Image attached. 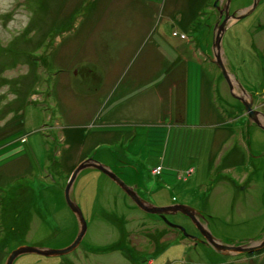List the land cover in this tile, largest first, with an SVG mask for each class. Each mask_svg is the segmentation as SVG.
<instances>
[{"label": "rangeland", "instance_id": "rangeland-1", "mask_svg": "<svg viewBox=\"0 0 264 264\" xmlns=\"http://www.w3.org/2000/svg\"><path fill=\"white\" fill-rule=\"evenodd\" d=\"M253 2L233 0L230 13ZM225 4L0 0V264L21 246L63 249L75 241L79 223L65 188L91 158L144 201L196 210L223 244L264 241V129L237 110L243 104L213 62ZM261 40L264 0L222 42L224 65L244 88L236 83V94L254 95L264 109V50L253 46ZM174 59L187 60L184 86L175 89L176 73L159 86L163 62ZM205 78L213 108L229 111H212L202 122L201 111L185 114L186 95L199 108ZM233 143L228 159L222 153ZM72 198L88 223L80 246L63 256L24 254L14 264H82L99 257L90 253L96 251L115 252L104 258L108 264H264V247L218 253L203 243L192 212L166 214L187 236L141 210L96 168L78 176Z\"/></svg>", "mask_w": 264, "mask_h": 264}, {"label": "water", "instance_id": "water-1", "mask_svg": "<svg viewBox=\"0 0 264 264\" xmlns=\"http://www.w3.org/2000/svg\"><path fill=\"white\" fill-rule=\"evenodd\" d=\"M233 0H226V4L224 5L223 10L220 11L219 15V21L217 22L215 28H214V43H213V53H214V59L213 62L217 64V66L221 69L225 80L231 90V94L233 97L237 98L241 101L244 108L247 111L249 120L257 124L258 127L264 129V113L262 111H258L254 106V101L252 99V96L250 95H239L236 94L237 87L236 83L239 85V87L244 91V88L240 85L239 81L236 79L235 75H233L224 65L223 60V49H222V42L225 36V33L227 29L235 22L251 15L256 9L258 4L260 3V0H254L253 6L236 11L234 14L231 15L230 13V6L232 4ZM225 13V19L222 21L223 14ZM237 81V82H236ZM247 93V92H246ZM246 98H248L246 100ZM249 121V122H250ZM88 168H96L100 171H103L106 176L112 179L113 182H115L125 193L130 195L135 199L137 204L140 206V209L151 214L156 215H162L165 222L172 225L168 220L166 219V214H170L171 211H177L181 210L184 213L192 212L194 216H190L192 220L194 221L195 225L197 226V229L201 232V235L204 240V243L211 244V246L218 252L222 254H230L231 252L237 251L240 253H246V252H255L258 251V249H262L264 247V241L260 243L256 247H251L249 245L245 246H234V245H226L223 244L221 241H219L209 230L208 227L204 226L199 218H198V212L192 208H188L186 206H180L178 208H170V207H158L154 205L153 203H149L147 201H144L140 196L134 191L132 187H129L122 179H120L114 172L111 171L110 168L96 162L94 158L87 159L74 170L70 181L68 185L65 188V199L66 202L70 208V210L74 213V215L77 218V221L79 223V231L77 234V237L75 241L68 247L63 249H52L48 247H37V246H21L18 249L12 251L7 259L6 264H14L15 261L18 259V257L24 255V254H37L40 256L45 257H55V256H63L68 255L69 253H72L75 249H77L81 242L83 241L85 235L88 231V223L85 219L84 213L82 209L80 208L79 204L72 198V191L74 189L75 182L78 178V176L85 171ZM175 228H179L182 232H184L185 235L188 236V233L185 228L179 227L176 225H172Z\"/></svg>", "mask_w": 264, "mask_h": 264}, {"label": "crops", "instance_id": "crops-1", "mask_svg": "<svg viewBox=\"0 0 264 264\" xmlns=\"http://www.w3.org/2000/svg\"><path fill=\"white\" fill-rule=\"evenodd\" d=\"M263 2V1H262ZM258 45V46H257ZM255 44V43H253V46H254V48L255 49H260V48H263V50H264V43L262 42V40L259 42V44ZM183 55L182 54H180L179 55V57H177V58H175V59H177V61H178V59L181 57V58H183L182 57ZM175 59L174 60H171L170 62H168V61H164L163 62V82H162V84L164 85V84H166L165 82H167V79H168V77H169V74L172 72L171 70L172 69H175L176 67H178L180 64H183V61L184 60H182V61H180L179 63L178 62H176L175 61ZM173 61V62H172ZM186 63H187V60L185 61V64L184 65H186ZM186 74H187V71H186ZM208 82H209V79H207V78H205V79H203V81H202V83H203V93H201V99H200V101H199V108H198V106L197 107H191L190 105H189V94H187L186 95V98H187V108H186V115H188V113L190 112V111H201V116L203 117V119L201 120L202 122H204V120H207L208 118H211V117H213L214 118V114H213V112L212 111H229V109L227 110V109H225V108H222V107H215V108H213V106H212V101H211V97L210 96H208V91H207V84H208ZM228 85V84H227ZM229 87V86H228ZM176 89V88H175ZM207 92V93H206ZM123 96L122 95H118V96H116V97H114V99H113V101L114 102H117V101H119L121 98H122ZM209 123H207L206 125H208ZM218 124V123H217ZM172 126V125H171ZM253 126V125H252ZM172 128L173 127H171L170 128V131L172 132ZM252 127H251V125H249V128L248 129H251ZM257 128H260V127H257ZM170 138V137H169ZM244 143H246V142H244ZM236 146H234V143L233 144H231L228 148H227V150H226V152H224V153H222V155L225 157H227L228 156V159H229V154H230V156H232L233 157V155H232V151L234 150V148H235ZM224 157H222V160H224ZM228 163H230V162H228ZM228 163H226L225 162V164H227L228 165ZM234 169H236V168H234ZM223 171H225V172H228L229 174L231 173H233V174H235V170H231V169H224L223 168ZM254 172V171H253ZM248 175H249V173H248ZM246 177V173L243 175V178H245ZM245 180V179H244ZM28 211V209H25V211ZM46 221V220H45ZM25 229V228H24ZM99 249V248H98Z\"/></svg>", "mask_w": 264, "mask_h": 264}, {"label": "flooded vegetation", "instance_id": "flooded-vegetation-1", "mask_svg": "<svg viewBox=\"0 0 264 264\" xmlns=\"http://www.w3.org/2000/svg\"><path fill=\"white\" fill-rule=\"evenodd\" d=\"M221 10H223V9H221ZM217 11H219V10H217ZM219 15H220V11H219V14H218V17H219ZM232 15V14H231ZM225 19V13L223 14V17H222V21ZM248 95H250V96H253L254 97V95H252V94H249L248 93ZM254 106H255V102H254ZM256 107H258V106H256ZM238 111H245V108H244V106L243 107H240V109L238 108L237 109ZM257 110L258 111H264V109H262V106H260V107H258L257 108ZM264 113V112H263ZM200 237L204 240V238L200 235ZM195 241H197V239H195ZM150 242V241H149ZM199 243H202V242H199ZM204 243V242H203ZM120 244V248L123 246V245H125V246H127V243L126 242H120L119 243ZM91 254H93V255H96V256H99V257H94L93 258V260H91L89 257H86L84 260V263H82V264H108V262H105V261H103V260H105L104 258L107 256V258L108 257H110V256H112V255H114L115 254V252H113V251H111L110 253H108V252H101V251H96V252H90ZM123 254V253H122ZM126 258H130V257H128V256H125ZM124 259V258H123ZM125 260V259H124ZM16 262V261H15ZM67 264H71V262H70V260H69V262L67 263ZM73 264H75V263H73ZM128 264H130V263H128Z\"/></svg>", "mask_w": 264, "mask_h": 264}, {"label": "trees", "instance_id": "trees-1", "mask_svg": "<svg viewBox=\"0 0 264 264\" xmlns=\"http://www.w3.org/2000/svg\"><path fill=\"white\" fill-rule=\"evenodd\" d=\"M183 59V58H182ZM176 73V75H175V85H174V87L177 89V86L178 85H176L177 83H181V85H183L184 86V84H185V80H186V76H187V74H186V71H185V67H184V63L183 64H180L178 67H176L170 74H169V77L171 76H173L174 74ZM168 77V78H169ZM174 81H172V82H174ZM173 85V84H172Z\"/></svg>", "mask_w": 264, "mask_h": 264}, {"label": "bare ground", "instance_id": "bare-ground-1", "mask_svg": "<svg viewBox=\"0 0 264 264\" xmlns=\"http://www.w3.org/2000/svg\"><path fill=\"white\" fill-rule=\"evenodd\" d=\"M236 77V76H235ZM152 78V77H151ZM236 79H237V77H236ZM151 80L152 79H150V82H149V85H151V84H153V82H151ZM159 86L160 85H162V82H160L159 84H158ZM233 97V96H232ZM235 98V97H234ZM235 99H237V98H235ZM248 98H246V100H247ZM252 99H253V101H254V97L252 96ZM238 100V99H237ZM240 101V100H239ZM241 102V101H240ZM254 102H256V101H254ZM256 107V106H255ZM253 126H255V127H258V125L257 124H254L253 123ZM132 142H133V140H132ZM156 170V169H155ZM157 171H161V169H158ZM157 171L155 172L154 171V173L153 174H156L157 173ZM202 236V235H201ZM203 237V236H202ZM205 240V239H204ZM206 241V240H205ZM211 245V244H210Z\"/></svg>", "mask_w": 264, "mask_h": 264}, {"label": "built area", "instance_id": "built-area-1", "mask_svg": "<svg viewBox=\"0 0 264 264\" xmlns=\"http://www.w3.org/2000/svg\"><path fill=\"white\" fill-rule=\"evenodd\" d=\"M158 169H160V168H158ZM158 169H156V170H155V172H156ZM159 172H160V171H157V173H156V174H158Z\"/></svg>", "mask_w": 264, "mask_h": 264}]
</instances>
